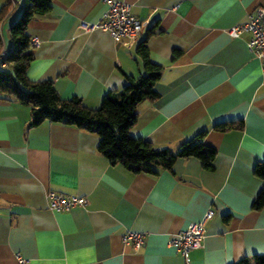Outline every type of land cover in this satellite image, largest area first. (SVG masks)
Masks as SVG:
<instances>
[{
	"label": "crops",
	"instance_id": "1",
	"mask_svg": "<svg viewBox=\"0 0 264 264\" xmlns=\"http://www.w3.org/2000/svg\"><path fill=\"white\" fill-rule=\"evenodd\" d=\"M13 1L11 8L0 0L7 48L24 4ZM121 1L142 23L130 49L99 29H79L101 21V0H52L26 31L37 41L28 79L96 109L125 76L143 73L136 48L144 42L161 67L158 96L137 105L129 134L175 153L204 132L201 142L216 151L213 168L188 158L157 175L132 173L99 153L96 135L48 121L30 127V108L0 94V264H19L16 254L26 264H234L264 254V209H252L264 184L253 173L264 159L263 75L248 36L227 33L264 0ZM238 122L241 129H215ZM49 191L85 197L87 205L52 212ZM208 210L203 248L186 262L167 242ZM127 232L143 233L144 244H124Z\"/></svg>",
	"mask_w": 264,
	"mask_h": 264
},
{
	"label": "trees",
	"instance_id": "2",
	"mask_svg": "<svg viewBox=\"0 0 264 264\" xmlns=\"http://www.w3.org/2000/svg\"><path fill=\"white\" fill-rule=\"evenodd\" d=\"M51 7L52 0H24L19 18L10 27L12 52L5 59V66L0 68V94L30 108L29 126L48 121L92 133L99 138V153L110 164H120L135 174L157 175L171 169L177 159L188 158H196L204 169L211 170L216 151L201 142L204 132L184 142L175 153L157 149L150 142L129 134L137 118V105L158 96L155 84L160 78L161 67L149 59L144 42L136 48L143 73L138 77L125 76L124 87L108 92L96 109L88 108L76 97L63 100L51 82L28 79L26 72L33 56L26 31L31 20L46 15ZM7 8L8 5L2 14ZM241 128L242 122L215 127L221 132ZM253 173L264 183V159L254 166ZM252 209H264V184L252 202ZM234 264H264V254L244 257Z\"/></svg>",
	"mask_w": 264,
	"mask_h": 264
},
{
	"label": "built area",
	"instance_id": "3",
	"mask_svg": "<svg viewBox=\"0 0 264 264\" xmlns=\"http://www.w3.org/2000/svg\"><path fill=\"white\" fill-rule=\"evenodd\" d=\"M105 6L102 19L98 24L90 25L81 23L79 29L88 32L93 29H99L106 32L112 40L124 46L127 49L133 48L139 41L142 23L130 13L129 5L121 0H101ZM10 7H14V1L9 0ZM227 33L231 38H240L248 36L247 48L258 58L261 64V70L264 82V9L258 8L250 13L246 21L230 27ZM37 44L36 40L30 42V47ZM12 52V47L7 48L4 45L0 32V68L5 66V59ZM47 207L52 212H68L75 207H85L87 199L75 195H66L60 192L49 191L46 194ZM214 216L213 210H208L200 222L190 223L186 229L177 233L169 239L167 244L174 248L186 262H188L189 253L196 249L203 248V241L206 233V222ZM145 240V235L139 232H127L123 236V242L126 245H132L139 249ZM19 264H26L19 254H16Z\"/></svg>",
	"mask_w": 264,
	"mask_h": 264
}]
</instances>
